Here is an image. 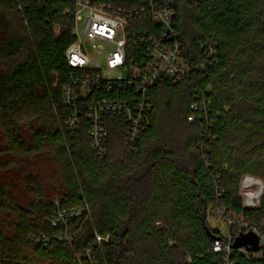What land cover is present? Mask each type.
Here are the masks:
<instances>
[{"label": "trees", "instance_id": "16d2710c", "mask_svg": "<svg viewBox=\"0 0 264 264\" xmlns=\"http://www.w3.org/2000/svg\"><path fill=\"white\" fill-rule=\"evenodd\" d=\"M158 1L174 4L191 73L152 90L149 124L133 148L123 119L107 117L100 157L86 121L67 126L62 100L63 85L80 72L66 61L75 41L70 0H0V154H47L59 171L52 187L24 171L26 204L0 181V264H78L96 233L110 236L97 246L98 264H220L212 245L221 235L207 222L214 207L264 228V194L255 209L241 195L247 176L264 184V0ZM132 94L116 87L89 99ZM55 199L90 208L71 223V245L52 239ZM42 236L51 239L46 247L34 240ZM239 264H264V255Z\"/></svg>", "mask_w": 264, "mask_h": 264}, {"label": "built area", "instance_id": "2783aa9c", "mask_svg": "<svg viewBox=\"0 0 264 264\" xmlns=\"http://www.w3.org/2000/svg\"><path fill=\"white\" fill-rule=\"evenodd\" d=\"M75 19V41L66 51L69 67L79 70L71 74L62 87L63 104L70 111L67 126L78 129L86 121L91 148L104 157L109 137L106 118L119 117L126 125L125 143L131 148L138 142L149 124L152 108V90L163 80L183 83L191 73L190 65L182 57V46L176 30V11L173 3L158 0H70ZM156 27L159 28L156 29ZM215 49H210L212 56ZM101 60L109 71L124 72L118 78L108 79L103 75ZM128 89L133 94L129 99H89L94 92H112L114 88ZM193 104V112L205 109ZM195 116L189 117L193 122ZM258 181L241 183V195L245 208H258L264 194V184L259 191L253 190ZM220 191L219 196L223 195ZM254 199L258 204L254 205ZM55 213L50 219L52 228L59 231L52 239L72 244L78 233L71 234V223L90 216L88 205L64 207L61 199L54 200ZM211 215L223 219L230 227L228 237L218 236L213 240L212 250L220 264H239L264 255V228L254 226L244 217L228 212L223 207H214ZM236 230V232H233ZM259 238L260 250L249 247L235 248V241L245 234ZM47 246L51 240L46 236L34 239ZM110 241V236L95 234V243L89 244L76 256L78 264H98L97 246ZM96 247H95V246Z\"/></svg>", "mask_w": 264, "mask_h": 264}, {"label": "rangeland", "instance_id": "374dc122", "mask_svg": "<svg viewBox=\"0 0 264 264\" xmlns=\"http://www.w3.org/2000/svg\"><path fill=\"white\" fill-rule=\"evenodd\" d=\"M101 64L103 67V75L108 79L118 78L125 74L119 71H109L105 66V62L102 60ZM5 146L6 141L0 133V148ZM24 171H27L28 175L40 177L42 183L46 186L52 187L54 181L57 182L59 180V171L54 165L52 158L47 154L32 158L0 154V181L5 182L7 185L12 183V186L15 188L8 187V191L13 193L15 201L19 204H26L32 199V196L27 192V174ZM256 180H258V184L253 186V190L259 191L263 182L259 179ZM257 204L258 200L254 199V205ZM207 222L212 232L220 233L222 237L229 236L230 227L223 219L209 215Z\"/></svg>", "mask_w": 264, "mask_h": 264}, {"label": "water", "instance_id": "95a60500", "mask_svg": "<svg viewBox=\"0 0 264 264\" xmlns=\"http://www.w3.org/2000/svg\"><path fill=\"white\" fill-rule=\"evenodd\" d=\"M234 247L236 249L240 247H249L251 251L258 252L260 250L259 238L252 233L242 235L235 241Z\"/></svg>", "mask_w": 264, "mask_h": 264}, {"label": "crops", "instance_id": "0c3cea01", "mask_svg": "<svg viewBox=\"0 0 264 264\" xmlns=\"http://www.w3.org/2000/svg\"><path fill=\"white\" fill-rule=\"evenodd\" d=\"M245 180H246V182L247 183H250V181H252V180H256L255 178H252V177H249V176H247V177H245ZM256 181H258V180H256ZM260 182V181H259Z\"/></svg>", "mask_w": 264, "mask_h": 264}]
</instances>
